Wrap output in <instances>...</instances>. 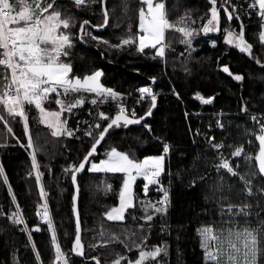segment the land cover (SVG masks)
Instances as JSON below:
<instances>
[{
    "label": "trees",
    "instance_id": "1",
    "mask_svg": "<svg viewBox=\"0 0 264 264\" xmlns=\"http://www.w3.org/2000/svg\"><path fill=\"white\" fill-rule=\"evenodd\" d=\"M164 1L168 20L178 27L184 26L179 23L180 18L184 17L188 26L199 30L210 17V0ZM231 2L243 5L242 9L238 7L235 10L240 19L234 17L232 21H227L221 7L223 0H218L221 30L208 34L199 31L194 35L191 47L181 42L182 33L167 29L165 57L161 58L151 47L143 53L138 51V36L142 33L139 9L145 5L142 0H107V29L99 33L87 26L83 34V41L92 48L78 40L79 26L83 20L91 21V25L103 22L100 0L95 3L86 0L81 6H77L74 0H56L62 18L70 16L74 21L66 29L72 34L73 45L69 56L63 57L65 62L71 63L72 75L83 77L102 69V83L122 93L120 102L126 106L129 114L134 108L137 118L144 116L150 107L148 98L136 102L140 96L138 88L153 85L157 94L158 103L153 118L140 127H114L101 145L98 156L92 160L99 162L104 159L113 147L142 160L146 156L163 154L165 142L171 146L165 159L166 173L170 172V176L161 183L170 193V206L166 214H157L150 222L141 219L144 215L141 201L157 202L162 195L157 191V185H153L149 194L145 195V181L139 180L134 191L135 209L130 208L123 221H111L105 213L119 205L123 174L91 172L87 169L78 178L82 239L87 259L97 257L101 264H112L122 257L120 264H128L129 260L138 259L141 249L134 245L140 244L145 251L167 246L166 254L162 252L144 264H215L205 257L199 229L215 226L256 229L260 221H264V205L259 199L262 193L256 188L250 197L239 182V177L243 175L258 183L261 190L264 189V180L255 164L258 152L256 123L264 121V42L259 39L260 32L264 30V21L260 20L256 10L246 14L252 0ZM241 21L245 39L253 45L251 56L226 44L224 40L226 33L223 29L227 27L239 32ZM88 32H91V36L87 35ZM129 35L135 38L134 44L118 49L112 47ZM105 40L108 44L103 43ZM223 65H228L234 74H242L244 80L235 81L223 72ZM151 77H156V80L153 82ZM196 93L205 98L214 97L213 105L203 106ZM55 98V94H52L45 102V108L59 111ZM60 98L68 105L75 102L78 94L70 92L66 96L62 94ZM91 99L86 98L71 113L65 111L62 114V120L67 121L66 127L73 130L71 137H54L52 131L40 122L39 110L34 105H26L29 129L26 134L22 118L10 116L0 105V115L8 122L5 125L0 120V166L7 177L5 183L4 177L0 176V264H57L51 231L37 215L39 205L43 203L41 184L47 193L57 242L69 264H86L71 251L75 239L74 186L70 173H65L64 169L82 160L90 149L93 137H98L99 131L118 111L117 102L110 98L103 103L98 100L96 105L91 104ZM245 107L247 110L243 111ZM101 111L106 113L109 120L99 117ZM253 116L257 119L253 120ZM217 121L224 125L223 129ZM97 123L101 126L99 129L95 127ZM145 125H150V130ZM8 127L12 128L11 133L7 131ZM89 130L93 133L92 137L86 135ZM28 135L33 140L32 149L26 147ZM210 137L215 139L211 140ZM216 143L223 147L213 148L212 144ZM240 146L243 147V155L232 159L231 153ZM33 150L39 171L43 173L40 184L32 168ZM221 154L230 160L237 175L231 176L224 169L218 170ZM253 172L256 175H252ZM193 180L196 181L194 186ZM108 185L111 187L108 188ZM17 204L26 222L27 232L21 231L12 222L11 216L16 212ZM229 204L233 208L250 205L247 209L248 223L243 217L234 218L227 210ZM141 224L144 228L140 227ZM37 225L39 231L35 230ZM261 239L263 241L264 236Z\"/></svg>",
    "mask_w": 264,
    "mask_h": 264
},
{
    "label": "snow or ice",
    "instance_id": "2",
    "mask_svg": "<svg viewBox=\"0 0 264 264\" xmlns=\"http://www.w3.org/2000/svg\"><path fill=\"white\" fill-rule=\"evenodd\" d=\"M74 2L77 6H81L86 3V0H74ZM88 2L95 3L96 0H88ZM100 2L103 5L106 0H100ZM142 3L147 6V9L146 11L144 7L139 9V28L144 34L138 36V51L143 53L146 48L151 47L156 49V55L161 58L165 57V45L163 43L165 40V30L175 29L179 33H182L183 39L181 42L191 47L192 39L199 31L208 34L221 30V7H223V11L229 22L234 17L240 19L239 13L235 10L238 7L243 8V5L238 6L232 3L231 0H223L221 7L217 6L218 0H210V17L207 18L202 29L198 30L195 27L188 26L184 17H181L179 21L184 26L178 27L176 23H171L167 18L164 0H159V2L155 3L154 0H142ZM59 8L60 5L56 3V0H32L31 3L28 0H17L16 4L12 0H0V66H3L2 70H0V105H3L4 110L10 116L22 118L26 134L29 132V129L25 105H34L39 110L40 122L52 129L51 134L54 137H71L73 136V130H69L66 127L67 121L61 120V116L65 111L71 113L73 108L84 103L85 97L82 93L94 94L91 99V104L93 105H96L98 100L103 103L109 98L112 101H116L118 111L115 116L99 131L98 137H93L90 149L83 156L82 160L69 165V167L64 169V172L70 173V179L76 186L77 194L79 192L77 174L83 172L86 165H90L88 171L91 172L123 174V183L119 192V205L112 207L110 211L105 213L111 221H123L125 213L130 208L135 209L133 185L137 177H143L145 181L143 185L145 195L150 185H157V191L162 193L160 199L155 203L151 201L144 203V201H141V208L144 211L141 219L150 222L155 215L166 214L168 211L170 193L160 183V178L166 171L165 159L166 155L170 153L171 146L165 142L162 149L163 154L146 156L142 160L132 158L128 153L118 151L115 147L111 148L106 153V158L99 160L98 163L90 160V157H93L97 153V146L105 139L110 129L139 124L144 119V116H151L152 109L156 107L157 94L154 93L151 86L138 88L140 96L136 102L139 103L140 100L148 98L150 100V107L144 116L137 118L134 108L131 110V114H129L128 109L120 102L123 94L102 83L101 78L104 75L102 69H96L83 77L72 75L73 68L71 63L61 60L62 56H69V50L73 45L72 34L61 29H69L70 25L74 24V21L70 16L62 18ZM230 8L233 10H229ZM252 10H256L260 20L264 21V0H252L248 4V12L246 14H251ZM108 19V10L106 7H103V22L101 24L91 25V21L83 20L79 26L81 33L79 39H84L85 25H91L93 28L104 27L108 24ZM193 23L195 22L193 21ZM223 31L226 33L224 36L226 44L235 46L240 52L246 53L249 56L252 55L253 45L245 39L242 21L239 32L230 30L227 27ZM87 35L91 36V32H88ZM93 39L99 40L100 38L93 37ZM259 39L261 42H264V31L260 32ZM135 42V38L129 35L127 38L122 39L119 44L112 45V47L118 49ZM103 43L108 44V41L105 40ZM212 44L215 46V41ZM157 45H160V47L157 48ZM256 62L259 63L258 60ZM222 70L235 81L244 80L242 74L232 73L228 65H223ZM150 79L154 82L156 77H151ZM70 92L80 95H78L74 103H70L65 107V101L60 97L62 94L66 96ZM52 94L56 96L54 102L59 106V111H50L44 107V103L49 101ZM176 95L178 96L179 94L176 93ZM195 95L204 104H211L214 100V97L205 98L200 93H196ZM242 110L246 111L247 109L245 107ZM99 117L109 120L106 113L102 111L99 113ZM252 119L256 120L257 118L253 116ZM0 120H3L5 125H7L8 122L3 115H0ZM217 124L221 129L224 128V125L219 121H217ZM95 127L99 129L101 126L97 123ZM145 127L150 130V125H145ZM260 130V134L256 137L260 145L256 160L258 162L259 173L264 176V123L260 124ZM7 131L11 133L12 128L8 127ZM86 135L92 137L93 133L89 130L86 132ZM209 139L214 140L215 137H210ZM26 147L29 149L33 148L31 135H28ZM212 147L220 149L223 145L216 143L212 144ZM242 152V146L236 147L231 155L239 157ZM221 161V164L218 166L219 168L226 169L232 175H237L227 159L221 157ZM31 162L32 168L35 170L36 181L40 184V178L43 173L39 171L35 150L31 153ZM29 175H32V173H29ZM252 175H256V173L253 172ZM0 176H3L4 182L7 183V177L4 175L2 166H0ZM239 178L245 185H251L252 183L251 179H246L243 175ZM195 183L196 181L193 180L192 186ZM107 187L110 188L111 186L108 185ZM247 191L251 193V187H248ZM40 196L43 199V203L39 205L37 215L41 221L47 224L48 229L51 231V239L55 248V260L57 264H69L68 258L57 242L55 227L46 198L47 193L42 184L40 185ZM12 199L15 201L14 195ZM76 201L77 196L74 195L73 211L76 214L75 239L71 251L79 256H84V244L81 239V224ZM233 207L232 204H229L227 206L228 212L232 213ZM249 207L250 205L247 204L239 206V212L248 215L247 209ZM17 208H19L18 204ZM233 214L235 215V213ZM11 219L14 224H25L24 218L19 211L12 213ZM133 219H136V217H133ZM140 227L144 228V225L141 224ZM148 227L150 229L151 225L149 224ZM35 230L39 231L38 225ZM199 234L202 240L201 247L205 249V257L209 261L215 262V264H264V241L261 239L264 236V221H260L256 229L245 228L242 231L228 230L226 247L221 237L213 234L211 227H202L199 229ZM29 239H31L30 233ZM210 241H215L216 246L212 247ZM134 247L141 249L138 259L135 261L129 260L128 264H144L149 258L154 260L162 252L167 253V246L155 247L151 251L143 250L140 244H135ZM92 259L96 260V264H100L97 257H92ZM120 259L114 260L112 264H120Z\"/></svg>",
    "mask_w": 264,
    "mask_h": 264
},
{
    "label": "rangeland",
    "instance_id": "3",
    "mask_svg": "<svg viewBox=\"0 0 264 264\" xmlns=\"http://www.w3.org/2000/svg\"><path fill=\"white\" fill-rule=\"evenodd\" d=\"M141 1V0H140ZM12 2L14 3V4H16L17 3V0H12ZM28 2L29 3H31L32 2V0H28ZM155 2H159L158 0H154V3ZM165 2V1H164ZM144 8H145V11H146V9H147V6L146 5H144ZM62 31H66L65 29H61ZM166 31L167 30H165V33H166ZM264 31V30H263ZM142 32V31H141ZM144 33L142 32L141 33V35H143ZM165 41V40H164ZM164 41H163V43H164ZM160 47V45H157V48H159ZM235 47V46H234ZM61 60H63V56L61 57ZM64 61V60H63ZM65 62V61H64ZM101 81H102V78H101ZM78 95H80V94H78ZM82 95H84V97H85V99L86 98H93V96H94V94H89V93H82ZM44 107H45V103H44ZM65 107H67V105H65ZM39 117H40V114H39ZM61 120H62V116H61ZM43 124V123H42ZM257 124V126H258V133H260L261 132V130H260V124H261V122H257L256 123ZM43 125H45V126H47L46 124H43ZM48 127V126H47ZM49 128V127H48ZM51 131H52V129L51 128H49ZM257 148H258V146H257ZM218 152H220V151H218ZM244 152V151H243ZM243 152L241 153V156L243 155ZM220 155V154H219ZM221 156L224 158V159H227V158H225L224 156H223V154H221ZM241 156H239V157H241ZM239 157H233L232 156V159H237V158H239ZM106 158V157H105ZM104 158V159H105ZM219 158V157H218ZM219 160L221 161V158H219ZM228 161H229V163H230V160L229 159H227ZM222 162V161H221ZM221 162H220V164H221ZM98 163V162H97ZM219 164V165H220ZM218 165V166H219ZM217 166V168H218V170H223V168H219ZM225 171H227L226 169H224ZM234 170V169H233ZM235 171V170H234ZM236 172V171H235ZM231 176H233L232 174H231ZM139 180H144L143 179V177H137V179L135 180V183H134V185H133V190L135 191V186H136V183L139 181ZM240 182V184L243 186V191L248 195V196H252L253 195V193H254V190L257 188V190H259L261 193H262V197H260L259 199L263 202V205H264V191H262L261 190V188H260V185L258 184V183H256V182H252L251 183V185H245L244 184V182L242 181V180H240L239 181ZM153 185H150L149 186V189H148V192H147V194H149V190H150V188L152 187ZM248 187H251V189H252V192L251 193H249L248 191H247V188ZM134 196H135V194H134ZM134 203H135V199H134ZM169 206H170V203H169V205H168V208H169ZM127 213V212H126ZM126 213H125V215H126ZM233 213H235V215L233 214ZM249 213V212H248ZM231 215H233V217L234 218H237V217H243L246 221L245 222H247L248 223V215H245L244 213H240L239 212V207L238 208H233V210H232V213H230ZM245 228H249V227H241V226H238V227H226V226H222V227H213L212 229H213V234H215V235H219L220 237H221V240H223L224 241V246L226 247L227 246V233H228V230H232V231H242L243 229H245ZM250 229V228H249ZM263 241H264V239H263ZM210 244L212 245V247H215L216 246V242L215 241H210ZM213 262V261H212ZM215 263V262H214Z\"/></svg>",
    "mask_w": 264,
    "mask_h": 264
},
{
    "label": "water",
    "instance_id": "4",
    "mask_svg": "<svg viewBox=\"0 0 264 264\" xmlns=\"http://www.w3.org/2000/svg\"><path fill=\"white\" fill-rule=\"evenodd\" d=\"M107 1V0H106ZM103 7H106V2L103 4ZM107 8V7H106ZM109 16V15H108ZM108 22H109V19H108ZM87 26H91V25H85V28H84V31L86 30V27ZM107 27H108V24L107 25H105L104 27H100V28H93V27H91L95 32H99V33H101V32H104L106 29H107ZM214 33H217V32H214ZM81 33H80V31H79V34H78V40L83 44V45H85V46H87V47H89V48H92L91 46H89L88 44H86L83 40H81V39H79V35H80ZM94 50H96V51H98V49L97 48H93ZM102 56H103V58H104V55L103 54H101ZM106 62V61H105ZM111 67H114V65L113 64H111ZM153 91H154V89H153ZM157 103H158V99H157ZM157 103H156V107L154 108V109H152V115L151 116H144V119L143 120H141V122L139 123V124H133L134 126H137V127H140L142 124H144L146 121H148V120H150V119H152L153 118V114H154V112H155V110H156V108H157ZM263 123H264V121H263ZM114 128V127H113ZM112 128V129H113ZM112 129H110L109 130V132L112 130ZM109 132H108V134H109ZM108 134H106V136H105V139L107 138V136H108ZM260 134V133H259ZM259 134H257L256 136H255V139H256V143H257V145H258V152H257V154H256V157L258 156V154H259V147H260V145H259V141H258V139L256 138ZM105 139L103 140V141H101V144L100 145H98L97 146V153L93 156V157H90V160H92L94 157H96V156H98V154H99V149H100V147H101V145L103 144V142L105 141ZM256 157H255V164H256V170H257V172H258V174L260 175V177L264 180V176H262V174H260L259 173V170H258V162H257V160H256ZM89 168V165H86V168H85V170L83 171V172H81V173H78L77 174V184L79 185V182H78V178L80 177V176H82L86 171H87V169ZM73 186H74V195H76L77 196V201H76V205H77V207H78V210H79V219H80V224H81V239H82V236H83V229H82V223H81V217H80V209H79V197H80V187H79V192H78V194L76 193V186L73 184ZM74 216H75V219H76V214H75V212H74ZM82 243H83V239H82ZM84 244V243H83ZM74 254V253H73ZM74 256L78 259V260H80V261H82V262H84V263H86V264H96V260H93L92 258L91 259H87L86 258V256H85V246H84V256H79V255H77V254H74ZM100 261V260H99ZM100 264H101V262H100Z\"/></svg>",
    "mask_w": 264,
    "mask_h": 264
},
{
    "label": "built area",
    "instance_id": "5",
    "mask_svg": "<svg viewBox=\"0 0 264 264\" xmlns=\"http://www.w3.org/2000/svg\"><path fill=\"white\" fill-rule=\"evenodd\" d=\"M151 87H153V85H151ZM200 101V100H199ZM201 102V101H200ZM213 102L214 101H212V103L211 104H204V103H202V105L203 106H211V105H213ZM126 107V106H125ZM25 111H26V109H25ZM147 128V127H146ZM147 129H149V128H147ZM167 176H170V172H168V173H166V171L162 174V176H161V178H160V180H162V179H164L165 177H167ZM17 211H19L20 213H21V215H22V212H21V210H20V208H17V205H16V212ZM23 216V215H22ZM24 218V217H23ZM25 221V220H24ZM42 223H44L43 221H41ZM19 227H20V230L21 231H25V232H27V225H26V222H25V224L24 225H18Z\"/></svg>",
    "mask_w": 264,
    "mask_h": 264
}]
</instances>
